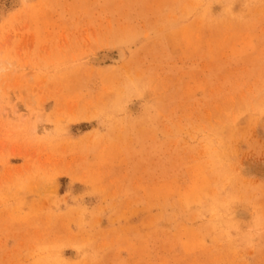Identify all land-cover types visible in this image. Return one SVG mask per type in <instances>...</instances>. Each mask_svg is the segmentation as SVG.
Listing matches in <instances>:
<instances>
[{
  "label": "rangeland",
  "instance_id": "1",
  "mask_svg": "<svg viewBox=\"0 0 264 264\" xmlns=\"http://www.w3.org/2000/svg\"><path fill=\"white\" fill-rule=\"evenodd\" d=\"M0 264H264V0H0Z\"/></svg>",
  "mask_w": 264,
  "mask_h": 264
},
{
  "label": "bare ground",
  "instance_id": "2",
  "mask_svg": "<svg viewBox=\"0 0 264 264\" xmlns=\"http://www.w3.org/2000/svg\"><path fill=\"white\" fill-rule=\"evenodd\" d=\"M123 57H124L123 51L121 49H117L115 51H104V52H101L99 57H98V60L101 61V62H103L105 60H108V61L111 60V61L117 62V61H121V59Z\"/></svg>",
  "mask_w": 264,
  "mask_h": 264
}]
</instances>
